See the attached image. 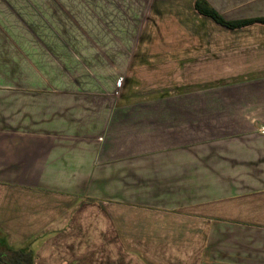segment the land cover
<instances>
[{"label": "crops", "instance_id": "obj_1", "mask_svg": "<svg viewBox=\"0 0 264 264\" xmlns=\"http://www.w3.org/2000/svg\"><path fill=\"white\" fill-rule=\"evenodd\" d=\"M195 3L0 0V188L71 202L35 264H264V24Z\"/></svg>", "mask_w": 264, "mask_h": 264}, {"label": "rangeland", "instance_id": "obj_2", "mask_svg": "<svg viewBox=\"0 0 264 264\" xmlns=\"http://www.w3.org/2000/svg\"><path fill=\"white\" fill-rule=\"evenodd\" d=\"M74 13L78 14L79 12L77 11ZM70 23L72 26H80L79 24H76L78 23L76 19H73ZM4 30L6 32L7 30L11 32L12 29H7V27H5ZM26 31L34 35L33 29L27 27V25ZM5 192H7L5 187L0 188V196L2 195V197H5L6 199L3 204V213H5L4 220H1L0 222L4 223L6 226H0V241H5L11 249L16 250L18 248L29 247L34 251V249L40 245L41 241L43 242L47 239V237H42L43 234L40 237V233L46 232L45 234L49 236L48 234L51 228H59L61 226L60 223L58 224L59 221L56 222L55 219L50 220L49 212H53L52 216H56L58 212L66 213V211L69 210V207H66V205L69 206L71 204V202L65 204L64 201H69L64 200V196H56L57 201H59L56 202L54 200L55 194L45 193L34 188L21 187L18 192H16V195H11L10 193L5 195ZM14 200H18V204L15 203ZM5 206H7V208H5ZM8 212L9 217H12L14 213H16L17 215H20L21 219L5 220Z\"/></svg>", "mask_w": 264, "mask_h": 264}, {"label": "trees", "instance_id": "obj_3", "mask_svg": "<svg viewBox=\"0 0 264 264\" xmlns=\"http://www.w3.org/2000/svg\"><path fill=\"white\" fill-rule=\"evenodd\" d=\"M196 9L202 15L208 16L217 23L228 28H241L254 23L264 24V17L227 21L218 14L205 0H196ZM6 244V245H4ZM0 264H35L32 248L11 249L5 241H0Z\"/></svg>", "mask_w": 264, "mask_h": 264}]
</instances>
